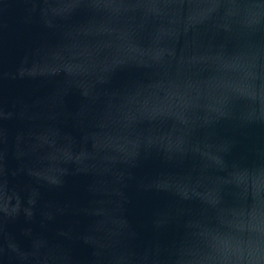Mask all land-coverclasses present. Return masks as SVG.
Returning a JSON list of instances; mask_svg holds the SVG:
<instances>
[{"label":"water","instance_id":"1","mask_svg":"<svg viewBox=\"0 0 264 264\" xmlns=\"http://www.w3.org/2000/svg\"><path fill=\"white\" fill-rule=\"evenodd\" d=\"M0 264H264V0H0Z\"/></svg>","mask_w":264,"mask_h":264}]
</instances>
